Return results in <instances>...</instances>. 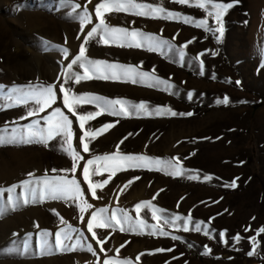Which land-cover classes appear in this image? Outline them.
<instances>
[{
	"label": "rangeland",
	"instance_id": "obj_1",
	"mask_svg": "<svg viewBox=\"0 0 264 264\" xmlns=\"http://www.w3.org/2000/svg\"><path fill=\"white\" fill-rule=\"evenodd\" d=\"M99 2L102 0H65L64 4L61 0H0V85L5 86L0 91V105L12 103L7 96L14 85L55 84L57 93L55 103L31 117L27 113L38 107L32 101L0 110V129H8L3 133L8 142L0 143V188L33 179L29 173L35 177L46 173L49 177L66 176L80 183L84 198L92 199L93 205L83 214L82 222L79 199L38 198L13 210L8 207V197L20 196L23 190L4 192L0 207L7 210L0 216V264H103L116 256L117 249L121 259L133 264H264V233L258 231L264 228V0H213L233 5L220 24L208 15L215 11L211 5L195 7V0L189 4L135 0L176 14L171 18H163V13L157 14L161 18H152L106 12L109 26L144 34L138 37L140 47L111 40L104 43L102 32L87 36L99 22L94 12ZM75 4L81 8H74ZM85 8L92 22L82 25L80 17ZM185 18L192 22L185 23ZM202 19L208 25L197 27L196 22ZM220 27L222 33L215 31ZM149 35L168 43L153 50ZM82 44L89 60L134 66L167 83L140 77L135 83L127 78H93L76 83L74 77L65 83L71 75L67 66ZM76 72L83 74L84 69L73 65L72 73ZM61 85L78 95L119 98L131 104L144 102L148 111H132L127 116L103 113L87 120L80 129L77 116L63 105ZM225 97L227 104L218 103ZM56 108L73 121L72 144L83 157L75 161V172L61 171L72 169L74 163L64 150L67 145L63 137L46 143L38 138L21 142V134L34 121L39 120V126L46 129V118ZM168 109L177 115H171ZM97 111L94 103H82L77 108L78 114ZM109 123L114 126L94 139L87 138L89 151L84 152L80 140L83 132ZM117 150L161 161L179 158L182 173L173 175L169 174L172 169L156 170L153 166V170L128 168L113 175L101 167L99 174L91 175L92 181L111 179L97 188L100 199H93L82 169L89 159ZM102 164L90 166V173ZM134 177L139 179L128 184ZM233 181L235 187L231 186ZM142 201H151L163 210L157 215L161 217L159 227L167 235L161 231L149 234L154 231L151 227L128 231L127 224L125 231L119 226L96 229L99 238H107L101 252L86 228L91 213L107 207L110 215L121 208L135 218L134 206ZM140 218L150 226L158 223L147 208L141 210ZM185 225L188 231H184ZM197 225L199 232L195 230ZM61 229H75L69 242L75 245L72 250L57 249L54 235L47 238V248H40L39 233L47 230L55 234ZM237 235L239 241L234 239ZM252 237L257 246L255 254L249 255L253 251ZM161 248L171 251H156Z\"/></svg>",
	"mask_w": 264,
	"mask_h": 264
},
{
	"label": "snow or ice",
	"instance_id": "obj_2",
	"mask_svg": "<svg viewBox=\"0 0 264 264\" xmlns=\"http://www.w3.org/2000/svg\"><path fill=\"white\" fill-rule=\"evenodd\" d=\"M175 2L179 4H189L190 0H175ZM238 2V0H237ZM65 0H61V4H64ZM88 3H91V0H88ZM206 5H211V7L215 10L214 12H209L208 15L214 16L216 23H221V17L223 14L233 5L231 3H213V0H195L193 6L199 8H205ZM74 8H81L80 4H75ZM129 12L134 15L139 16H150L152 18H161L157 14L163 13V18H171L176 14L168 12L161 6H154L152 4L146 3H136L135 0H102L94 7V12L96 17H98L99 22L95 27L91 29L87 33L89 38L95 37L101 32L103 33L102 39L104 43H108L109 40L113 42H127L129 47L135 46L140 47L141 43L138 37H143L144 34L139 31H129L126 28H117L111 27L106 23L105 13L106 12ZM81 21L83 24H88L92 22L91 14L88 13L85 8L83 14L81 15ZM185 23L192 22L189 18L184 19ZM208 25L207 20H199L196 22L197 27H206ZM207 30L212 31L211 28ZM215 31H219L222 33V27L216 29ZM147 39L150 41L151 47L153 50L156 47H159L161 43L167 44V41H159L157 38L149 35ZM87 43V40L85 41ZM120 46H124L121 43ZM186 46V45H185ZM65 54H67V49L63 50ZM86 48L82 44L79 49V54L75 56V58L68 64V72L71 73L70 76L66 77L65 83H67L68 79L75 78L76 83H80L81 81L90 80L93 78L96 79H120L127 78L131 79L132 82H136V78L140 77L142 79H153L156 80L157 83L166 84L167 82L164 80H159L153 74L149 72H140L134 66H127L121 64H110L106 61L99 60H89L86 56ZM183 52L180 53L183 56ZM79 64L80 67L84 69L83 74L76 72L72 73L73 65ZM154 73V69H153ZM238 83V82H237ZM5 88L4 85H0V91ZM60 91L63 93L62 102L63 105L68 109L70 113L77 116L79 121L80 129H84L85 122L89 119L95 118L96 116L108 113L114 116H127L130 115L132 111L140 112V111H148L147 105L144 102L139 104H131L129 101L123 99H108L99 95L94 94H76L72 91L71 88H65L63 85L60 86ZM12 93H17L16 96H13ZM3 98V97H0ZM9 101L12 103L6 105H0V110L4 107H12L14 105L19 104H27L29 101H32L37 105V108L30 110L27 113L28 117L34 116L39 112H43L46 108L51 106L57 100L56 93V85H14L12 89L9 90V94L7 96ZM82 103L87 104H96L99 108L97 112H87L86 114H78L77 108L81 106ZM218 103L227 104L228 98L225 97L223 100L218 101ZM157 112L160 109H156ZM171 113V115L175 116L177 113L172 112L171 109L167 110ZM184 115V114H181ZM187 115H191V113H187ZM26 118V117H22ZM47 127L39 126L40 121H34L32 124L26 126V132L21 134V142L31 143L34 138H38L39 142L46 143L47 141L61 136L63 137L64 144H66V148L64 149L68 152L74 163L72 169L69 170H61V171H71L75 172L78 167V164L75 161L83 159L80 153L73 147L72 139L74 136L72 124L73 121L69 119L67 115H65L60 108H56L47 118ZM118 123V121H116ZM114 124H104L100 129L93 131L89 129L88 131L83 132L80 137L82 143V150L84 152L89 151V143L87 142V138L91 136V138H96L98 134H102L106 129H110ZM7 128L0 129V143L8 142L6 141L3 133L7 132ZM13 132H17L18 129H13ZM12 139H15L13 137ZM119 146H117V149ZM97 162H103L100 167H96L90 173V166L96 165ZM153 166H156V170H160L161 167H167L172 169L169 174L180 175L182 173V167L179 161V158H173L168 161H161L160 159L144 156V155H131V154H121L118 150L113 154H106L103 156L97 155L93 159H89L87 161V166L82 169L83 179L87 182L88 189L91 192V197L93 199H100L97 196V188H103L105 185L109 183L111 176L108 179L103 181L93 182L91 179V175H96L101 172V167H103L107 171H111L114 175L118 170H127L128 168H148L149 170H153ZM53 171H57L53 169ZM29 177H33V179H26L21 181L19 184H14L8 188H0V196L4 194V192H8L10 194L15 193L17 188H21L22 194L20 196L9 195L8 197V207L11 209H15L19 204H28L31 202H35L38 198H59V197H68L73 200L79 199L80 207L79 211L81 214V220L83 222V214L87 209H91L93 207L92 204L88 203L84 198V192L81 189L80 183L75 179H68L66 176H51L49 177L47 173L42 177H35L34 173H29ZM139 179V177H134L133 180L128 181V184H131L134 180ZM233 187L236 186L235 181H233ZM127 187V184L125 185ZM136 217L128 214V211L125 209L117 208L111 212L110 215L107 213L109 209L107 207H101L96 211L91 213L90 219L86 222V228L89 233H91L92 238L96 241L98 245H100V251L103 252V245L106 243L107 238L101 239L98 237L96 229H108L113 228L114 226H119L120 231H125V224H127L128 231H136L137 229L143 230L145 228L151 227L154 231L149 234H155V231H161L159 227V221L161 217L157 215L158 212L163 210L156 208L152 205L151 201H142L137 203L135 206ZM151 210V218L156 220L158 223L156 225H149L145 219L140 218V212L143 209ZM6 207H0V216H3L6 212ZM119 214V215H118ZM62 219V218H61ZM174 219H180L179 217H175ZM190 219V218H189ZM63 222V221H62ZM167 222V221H166ZM38 228L39 225L37 224ZM195 230L199 232L201 229L199 225L196 226ZM250 230V229H246ZM75 229H61L57 231L55 234L48 232L47 230L42 231L39 235L42 239L39 241V246L41 249L47 248L49 246V240L47 239L49 236L54 235V246L62 251L72 250L75 245L69 243L73 240L72 232ZM184 231H188V227L185 225ZM260 233H264V228H260L258 230ZM167 235V233H163ZM207 235V232H205ZM31 235V234H29ZM174 239H179V237H174ZM236 241H239L241 237L237 235L234 237ZM253 243V251L249 252V255L255 254V247L257 246L256 238H250ZM79 243V241H77ZM28 242L27 240L24 243V248L27 249ZM88 250L93 251L91 245H88ZM123 247V245L121 246ZM157 252L171 251V249H157ZM210 251V250H209ZM143 255V254H141ZM137 260L140 259L139 256L136 257ZM103 264H133V262L129 259H121L119 257V249L116 250V256L114 258L110 257L103 261Z\"/></svg>",
	"mask_w": 264,
	"mask_h": 264
},
{
	"label": "bare ground",
	"instance_id": "obj_3",
	"mask_svg": "<svg viewBox=\"0 0 264 264\" xmlns=\"http://www.w3.org/2000/svg\"><path fill=\"white\" fill-rule=\"evenodd\" d=\"M87 193V192H86ZM87 200V199H86ZM91 200L90 198H88L87 202L91 204Z\"/></svg>",
	"mask_w": 264,
	"mask_h": 264
}]
</instances>
